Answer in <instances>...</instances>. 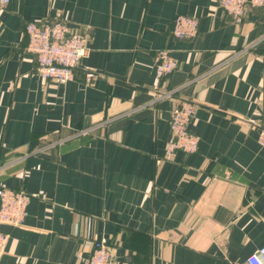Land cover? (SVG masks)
<instances>
[{
  "label": "crops",
  "instance_id": "crops-1",
  "mask_svg": "<svg viewBox=\"0 0 264 264\" xmlns=\"http://www.w3.org/2000/svg\"><path fill=\"white\" fill-rule=\"evenodd\" d=\"M219 1L0 10V184L30 195L23 226L0 224V264H83L96 240L115 264H242L264 244V6L237 23ZM179 15L199 21L195 38L173 36ZM53 21L87 44L65 84L42 79L28 51V24ZM158 50L179 64L161 79ZM183 102L198 151L166 158Z\"/></svg>",
  "mask_w": 264,
  "mask_h": 264
},
{
  "label": "built area",
  "instance_id": "built-area-1",
  "mask_svg": "<svg viewBox=\"0 0 264 264\" xmlns=\"http://www.w3.org/2000/svg\"><path fill=\"white\" fill-rule=\"evenodd\" d=\"M11 0H0V10ZM222 9L237 23L242 22L253 9L264 6V0H220ZM199 21L188 15H179L173 22V36L178 40H189L197 36ZM28 51L35 57L37 72L46 81L65 84L74 80L81 60L87 55L86 39L82 34L71 33L69 27L60 21L32 22L26 28ZM178 61L168 50H158L155 56V76L158 79L172 74L178 68ZM86 78H94L92 72ZM169 96V94H166ZM196 107L183 102L170 112L171 139L167 144L166 158L174 152L194 154L198 151V137L191 131ZM259 142L264 145V121L259 132ZM30 195L0 184V224L20 227L25 223ZM8 235L0 231V260L6 252ZM83 264H115L114 256L105 240H96L90 257ZM242 264H264V244Z\"/></svg>",
  "mask_w": 264,
  "mask_h": 264
}]
</instances>
